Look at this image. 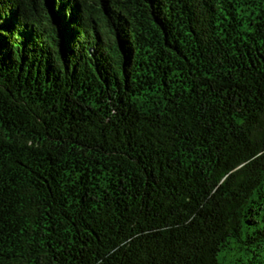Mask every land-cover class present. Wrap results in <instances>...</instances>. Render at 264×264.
Segmentation results:
<instances>
[{"label":"trees","instance_id":"16d2710c","mask_svg":"<svg viewBox=\"0 0 264 264\" xmlns=\"http://www.w3.org/2000/svg\"><path fill=\"white\" fill-rule=\"evenodd\" d=\"M0 264H264V0H0Z\"/></svg>","mask_w":264,"mask_h":264}]
</instances>
